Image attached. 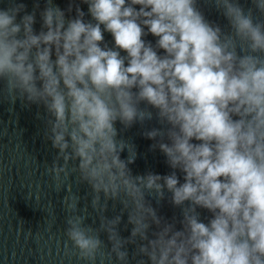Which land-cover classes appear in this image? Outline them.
Here are the masks:
<instances>
[{"label": "clouds", "instance_id": "9594fccd", "mask_svg": "<svg viewBox=\"0 0 264 264\" xmlns=\"http://www.w3.org/2000/svg\"><path fill=\"white\" fill-rule=\"evenodd\" d=\"M202 2L0 7V99L43 109L56 150L46 171L83 264H264V0H207L226 26ZM153 119L142 134L170 171L133 174L120 133ZM70 177L87 185L93 223ZM163 200L179 218L159 212Z\"/></svg>", "mask_w": 264, "mask_h": 264}, {"label": "water", "instance_id": "95a60500", "mask_svg": "<svg viewBox=\"0 0 264 264\" xmlns=\"http://www.w3.org/2000/svg\"><path fill=\"white\" fill-rule=\"evenodd\" d=\"M22 2L31 12L34 0ZM241 2L247 6V0ZM54 3L63 9L68 0H54ZM5 5L6 0H0V7ZM201 6L209 20L226 26V20L211 3L203 0ZM81 8L87 11L86 5L82 4ZM35 27L39 28L38 16ZM104 38L111 47V34L105 32ZM146 39L155 41L151 35ZM121 54L124 55L123 52ZM153 126H159L155 119L143 126L135 124L120 133L134 144L137 152V158L129 165L133 174L147 171L167 174L170 171L164 155L151 149L153 142L142 134L146 128ZM117 127L120 125L117 124ZM43 132L42 108L38 109L35 105L25 107L19 102L11 105L7 100L0 99V264H83L67 252L70 243L66 244L64 234L67 215L62 204L64 191L56 190L51 175L46 171L56 150L44 138ZM126 155V152L121 153L122 158ZM68 183H71V190L81 196L80 209L87 217L86 223H93L96 213L88 206L87 185L79 183L74 177L65 181V184ZM198 211L201 220L207 222L211 214L205 209ZM159 212L169 218L174 215L179 218L180 215V209L166 200L160 202ZM111 214L109 211L108 215ZM121 234L127 236L128 231L122 230Z\"/></svg>", "mask_w": 264, "mask_h": 264}]
</instances>
